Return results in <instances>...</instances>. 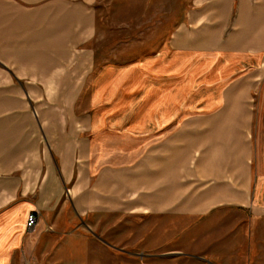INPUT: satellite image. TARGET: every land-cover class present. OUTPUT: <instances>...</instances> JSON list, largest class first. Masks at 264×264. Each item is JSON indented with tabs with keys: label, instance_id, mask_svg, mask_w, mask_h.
Instances as JSON below:
<instances>
[{
	"label": "crops",
	"instance_id": "crops-1",
	"mask_svg": "<svg viewBox=\"0 0 264 264\" xmlns=\"http://www.w3.org/2000/svg\"><path fill=\"white\" fill-rule=\"evenodd\" d=\"M95 3L0 0V264H13L25 249L29 213L40 217L38 232L51 227L60 233L67 203L79 217L94 202L104 203L92 197V185L118 192L121 170L127 169L120 164L123 136L142 137L140 148L149 162L146 185L152 178L151 154L158 151L165 184L156 189L157 200H184L182 186L176 180L173 186L167 182V125L183 120L185 103L166 98L167 79L182 78L184 69L193 73L190 110L197 112L187 115L228 123L244 153L264 152V112L261 108V113H251L252 101L264 108V99L252 97L264 79V0H192L161 48L124 72L108 65L88 67L97 33ZM25 90L38 93L43 105L65 106V113L29 111L35 98L29 103ZM157 91L162 97L158 102ZM83 96L90 113L72 112ZM120 103L133 111L129 127L122 131L116 112H100ZM219 110L223 112L215 113ZM157 121L164 134L159 145L152 146L149 138ZM251 178L245 176L246 186ZM253 179L244 206L263 216L264 169H257ZM225 188L219 184L208 189L203 200L215 207L232 200L231 186Z\"/></svg>",
	"mask_w": 264,
	"mask_h": 264
},
{
	"label": "rangeland",
	"instance_id": "rangeland-1",
	"mask_svg": "<svg viewBox=\"0 0 264 264\" xmlns=\"http://www.w3.org/2000/svg\"><path fill=\"white\" fill-rule=\"evenodd\" d=\"M191 2L96 0L97 33L91 44L94 58L89 59L88 67L98 69L108 65L124 72L132 65L143 64L183 20ZM189 69L183 70L180 79L169 76L166 91L169 100L182 98L185 103L183 120L167 125V182L173 186L176 180L182 186L180 192L184 200H157L156 189L161 183L165 184V180L161 181L163 171H159L158 151L150 153L152 178L146 185L144 178L149 162L146 161L148 154L140 148L142 137L123 136L120 164L127 169L121 170L118 192L116 188L115 193L106 186L92 185V197L104 203L94 202L81 217L75 215L67 203L61 217L63 231L59 233L46 227L38 232L40 226L27 231L29 241L25 249L17 253L13 264H264V215H254L251 211L255 209L244 206L247 202L244 198L254 185L256 170L264 169V152L244 153L238 135L230 130L228 123L193 119L187 115L197 114L190 110L193 99L188 85L193 73ZM130 79L128 83H132ZM179 83L183 85L170 91ZM26 93L29 103L30 97L35 98L34 107L29 105V111L65 113V106L43 105L45 100L39 103L38 93L33 96L31 91L25 90ZM153 93L157 102L162 100L158 91ZM46 94L52 96L48 91ZM252 97L264 99V79ZM76 101L72 112L90 113L85 96ZM251 103L252 114L264 112L263 107L256 106L254 101ZM121 106L120 103L100 108V112L119 115L120 131L129 127L128 119L133 113L130 108ZM161 128L159 121L152 127L154 132L149 138L152 146L159 145L164 134ZM162 166L165 168L164 164ZM245 176H252L249 186H246ZM219 184L226 185L225 189L231 186L232 195L228 197L232 200L215 207V203L203 198Z\"/></svg>",
	"mask_w": 264,
	"mask_h": 264
},
{
	"label": "built area",
	"instance_id": "built-area-1",
	"mask_svg": "<svg viewBox=\"0 0 264 264\" xmlns=\"http://www.w3.org/2000/svg\"><path fill=\"white\" fill-rule=\"evenodd\" d=\"M39 225V217L36 213H30L26 219V228L27 230H33Z\"/></svg>",
	"mask_w": 264,
	"mask_h": 264
}]
</instances>
